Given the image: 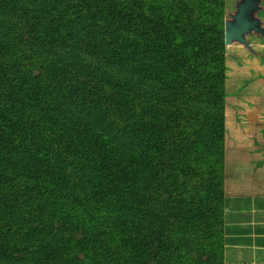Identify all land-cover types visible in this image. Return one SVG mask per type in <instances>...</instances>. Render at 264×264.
Listing matches in <instances>:
<instances>
[{
  "label": "trees",
  "instance_id": "obj_1",
  "mask_svg": "<svg viewBox=\"0 0 264 264\" xmlns=\"http://www.w3.org/2000/svg\"><path fill=\"white\" fill-rule=\"evenodd\" d=\"M223 0H0V264H226Z\"/></svg>",
  "mask_w": 264,
  "mask_h": 264
},
{
  "label": "crops",
  "instance_id": "obj_2",
  "mask_svg": "<svg viewBox=\"0 0 264 264\" xmlns=\"http://www.w3.org/2000/svg\"><path fill=\"white\" fill-rule=\"evenodd\" d=\"M237 4L232 6L231 15L236 12ZM253 18L264 30L261 25L264 14L257 11ZM246 41L249 48L241 45L235 49V87L240 85L245 101L254 104L253 115L259 113L258 116L262 117L264 36L251 33L246 36ZM257 108L263 110L258 112ZM255 155L254 159L238 158L228 163L224 159L222 240L226 264H264V153Z\"/></svg>",
  "mask_w": 264,
  "mask_h": 264
},
{
  "label": "rangeland",
  "instance_id": "obj_3",
  "mask_svg": "<svg viewBox=\"0 0 264 264\" xmlns=\"http://www.w3.org/2000/svg\"><path fill=\"white\" fill-rule=\"evenodd\" d=\"M242 0H223L224 22L231 20V9ZM237 2V3H236ZM259 9L264 14V0L259 1ZM261 25L264 28V21ZM250 41V37L247 39ZM240 44L225 47V156L227 163L257 157L258 152L264 153V113L253 115L254 104L246 102L244 90L235 87L236 48ZM240 56V55H239ZM258 112L263 108H257ZM243 148L248 149L243 150ZM261 148V150H260ZM260 150V151H259Z\"/></svg>",
  "mask_w": 264,
  "mask_h": 264
},
{
  "label": "water",
  "instance_id": "obj_4",
  "mask_svg": "<svg viewBox=\"0 0 264 264\" xmlns=\"http://www.w3.org/2000/svg\"><path fill=\"white\" fill-rule=\"evenodd\" d=\"M260 0H242L237 4L236 12L231 16L230 21L224 22V45L232 43L249 48L246 36L251 33L264 36L258 20L253 15L258 11Z\"/></svg>",
  "mask_w": 264,
  "mask_h": 264
}]
</instances>
